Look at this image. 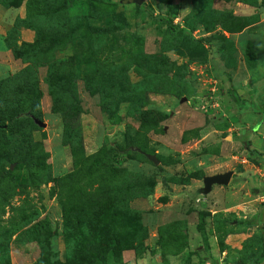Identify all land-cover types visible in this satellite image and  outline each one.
<instances>
[{
    "label": "rangeland",
    "instance_id": "obj_1",
    "mask_svg": "<svg viewBox=\"0 0 264 264\" xmlns=\"http://www.w3.org/2000/svg\"><path fill=\"white\" fill-rule=\"evenodd\" d=\"M0 149V264H264V0L0 4Z\"/></svg>",
    "mask_w": 264,
    "mask_h": 264
},
{
    "label": "trees",
    "instance_id": "obj_2",
    "mask_svg": "<svg viewBox=\"0 0 264 264\" xmlns=\"http://www.w3.org/2000/svg\"><path fill=\"white\" fill-rule=\"evenodd\" d=\"M17 0H0V4H2L5 7L13 5V3ZM51 2V1H63L66 3L68 0H40V2ZM89 1V0H88ZM98 1V0H93ZM86 6V5H85ZM89 7V6H88ZM90 8V7H89ZM167 28L175 31V26L172 24L170 20H166ZM12 53L15 57L23 58L20 54H18L17 49L12 48ZM25 70V68H22L19 72H17L15 75H18L22 73ZM18 86L20 87L22 82L19 81ZM54 105V103H53ZM75 110V106H71L66 108V110L63 111V114H70ZM4 150L0 149V153H3ZM128 174L127 180H129V185L126 187H122L119 192H109L105 194L104 200L109 201L110 204L114 207L113 217H116L118 219L123 218H129L132 217L135 214V211L129 206V202L134 197H141L146 196L151 193L152 184L150 178L140 176L134 173H126ZM135 182H138L140 185L136 187V185H133ZM92 196L94 195L93 192L90 193ZM103 205V203H102ZM108 208H104L102 206V209H99L101 219L100 221H106L108 218L109 213ZM81 244L75 236H71L70 234H66V247H67V259L63 263L56 262L57 264H89L90 261L94 263L93 259L91 257L94 255L93 253H90L89 249L81 247ZM73 250V252H72ZM97 258V257H94ZM91 263V262H90Z\"/></svg>",
    "mask_w": 264,
    "mask_h": 264
},
{
    "label": "water",
    "instance_id": "obj_3",
    "mask_svg": "<svg viewBox=\"0 0 264 264\" xmlns=\"http://www.w3.org/2000/svg\"><path fill=\"white\" fill-rule=\"evenodd\" d=\"M230 175H231L230 172H226L223 174H216L213 176H207L204 178V182H205L207 188H209L213 182H215V183H226V182H228Z\"/></svg>",
    "mask_w": 264,
    "mask_h": 264
}]
</instances>
